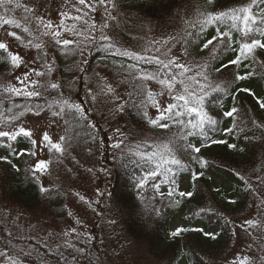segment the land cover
<instances>
[{
  "label": "trees",
  "instance_id": "16d2710c",
  "mask_svg": "<svg viewBox=\"0 0 264 264\" xmlns=\"http://www.w3.org/2000/svg\"><path fill=\"white\" fill-rule=\"evenodd\" d=\"M246 5H251L257 17L251 25V31L245 33L227 23L213 24L203 32L200 31L197 23L201 19L200 13H219ZM110 7L107 22L119 49L128 48L126 43L137 48L141 41L138 33L146 31L153 23L181 25L180 31L165 44V48L181 41L191 69L188 76H196L198 72L207 76L206 80L203 77L199 81L209 92L204 106L216 123L206 124L204 134H201L200 129L182 127L167 118L160 122L168 123V129L151 125L149 120L158 116L151 115V102L147 99L149 86L146 80H138L136 77L141 73H155L159 78L170 77V74L165 69L161 70L159 65L139 66L133 72L123 106V115L130 128L126 142L120 145L113 156L107 158L101 155L108 178L112 177V180L107 182L100 217L96 221L95 239L91 245L93 255L89 247L83 253L70 248L62 258V249L49 252L47 248L37 245L41 258H35L30 252H24L16 246L19 239L2 227L0 249L14 259L32 264H107L100 250V235L107 226L104 218L110 214L122 218L130 238L136 242H145L150 254L158 258L161 264H221L236 243L238 231H243L254 241L258 248L256 264H262L264 236L260 234L257 237L255 233H248L240 218L258 202L261 203L264 216V108L260 107V102L264 101V49H256L247 58L241 57L237 64L229 61L239 54L242 43L252 39L264 41V0H255L254 3L253 0H212L211 4L207 0H112ZM13 16L17 17V14L13 13ZM191 24L197 26L192 27ZM24 27L27 26L23 24L17 28L9 25L10 31L16 32L24 43L31 41L41 45L34 37L36 35L28 27L29 31L25 32ZM217 28L230 31V37L226 41H214L207 49L203 48L207 40L217 35ZM49 42L53 51L61 50L62 47L53 36ZM37 55L44 63L46 55L42 47L37 48ZM96 55L91 57L90 67ZM113 57L128 63L119 53L106 58ZM13 69L7 53L0 50V76L9 74ZM61 71L66 74L69 68H61ZM238 76H245L246 79H237ZM142 86L147 91L142 93ZM245 88L251 91H242ZM172 103L182 104L177 101ZM48 104L49 100L44 97L0 98V110L7 115L28 109L39 110ZM56 107L52 109L64 115L66 135L62 144L64 151L53 150L50 154L51 163L55 164L62 155H69L70 148H76L79 153L98 155L99 145L105 138L104 113L86 116L68 107L61 110L59 106ZM232 108H236L237 112L232 117L225 116L224 112ZM145 112L148 113L147 117ZM190 118L180 117L185 121ZM227 129L232 131L228 132ZM189 132L191 135H188ZM168 140H172L176 146L175 154L184 167L168 165L171 172L164 174L161 171L152 178L161 183L174 180L177 192L187 182V191L195 193L191 198L174 195L172 198L161 199L143 187H137L141 177L155 170L158 160L137 156L134 151L149 153L154 150V145ZM210 140H224L237 147L229 149L225 144L201 147L209 144ZM88 143L93 145L91 151H87ZM188 145L201 147V152L193 153ZM31 153H34V146L29 137L21 135L14 141L0 137V156L8 157L7 161L0 160V195L17 200L26 207H46L54 214L60 210L65 212L66 193L59 187L42 186L34 170L26 164L27 159L33 156ZM193 155L202 156L207 164L202 165L198 160H193ZM98 158L101 160L100 156ZM60 167L67 171L64 163ZM199 172L204 175L193 180V173ZM165 184L170 189L173 187L170 182ZM41 188L47 191L42 192ZM176 200L181 202L176 204ZM176 214L183 228L203 229L204 232L213 233L215 238L198 231H187L179 237H172L169 234V223ZM260 233H264V224Z\"/></svg>",
  "mask_w": 264,
  "mask_h": 264
},
{
  "label": "rangeland",
  "instance_id": "374dc122",
  "mask_svg": "<svg viewBox=\"0 0 264 264\" xmlns=\"http://www.w3.org/2000/svg\"><path fill=\"white\" fill-rule=\"evenodd\" d=\"M27 8L32 9L26 12L24 8L14 11L17 20L21 25L25 24L36 36L45 38L52 33L59 31L60 36L56 40H72L74 43L65 46L61 44L60 57L54 55L49 48H45L47 62L43 65L39 62L34 45H25L20 39L9 35V25L0 26V42L8 46L12 53H18L22 58L19 67H15L12 73L0 77V97H13L5 88L9 86L19 87L25 90L24 85L17 80H24L25 73L29 80L25 81L28 91H39L41 95H47L52 89L50 85L57 84L59 87L58 95L55 97L57 102H61L60 110L67 107L65 101L80 105L81 112L88 116L94 113L96 116L105 113L104 134L106 138L100 143V155L113 156L117 149L116 144L126 142L130 128L122 113V104L127 93L129 83V72L139 66L157 65L148 63L145 59H135L132 56L123 55L125 51L138 53L139 55L151 59L159 56L167 63L168 60H175L188 67V57L185 54L181 41H177L170 47L165 48V41L173 38L181 29V25H168L165 22H157L148 26L146 31L139 32L141 36L140 44L134 49L131 44L126 43L128 48L119 49L117 40L107 22V13L110 11L111 0H86L84 5L79 4L78 0H16ZM4 9L0 7V13ZM67 14V15H62ZM81 16V20H72L69 17ZM27 17V20H25ZM49 21L52 28H45L44 25ZM73 25L75 27L73 28ZM95 26L94 28L92 26ZM104 25H107L105 27ZM68 29H73L68 31ZM48 34L45 35L44 33ZM79 32L80 35H76ZM101 35L110 37L109 41H102ZM54 37V36H53ZM92 37H95L93 40ZM119 44H123L118 42ZM111 44L112 47L108 45ZM157 49L160 51L157 52ZM44 50V49H43ZM202 51V50H201ZM69 52L73 55L63 54ZM99 52L90 67V58ZM119 53L128 64L122 65L113 57L108 59V64L103 60L105 56ZM77 60H76V57ZM61 59V60H60ZM74 61L77 69H71L66 74L59 69L61 65L67 66L66 62ZM123 66V67H122ZM129 68L126 69L125 67ZM160 66V65H159ZM45 69V78L37 76L35 73ZM171 74L176 72L172 69ZM188 76V73L186 74ZM202 81L203 76L196 75ZM60 78L63 80L61 81ZM38 81L33 85L30 81ZM150 91L155 95V99L160 104V109L167 108L168 104L174 101L173 96L181 93L182 88L179 83L172 94L160 85L157 80H147ZM111 88V91L108 89ZM193 88L197 86L193 83ZM161 93H163L161 95ZM53 99V98H50ZM150 111L153 117L159 115V110L150 103ZM18 116V119H9V116L0 113V131H18L20 127L31 130L32 140H35V156L30 160L29 165L34 168L38 161H47L46 171H35L43 186L59 185L65 187L67 192L66 208L67 212L60 210L58 214L52 213L48 208L26 207L17 201L7 199L0 195V225L9 233L18 236L20 240H25L21 245L16 243L24 252L28 251L35 258H41V252L35 246L27 243L32 238L33 242L47 248L49 252L62 249L64 258L67 250L74 248L77 252L83 253L86 247L90 248L94 241V231L96 218L100 217L99 208L102 205L103 192L107 178L104 166L101 161L90 154L78 153L75 151L70 155H65L63 159L55 164L50 161L51 146L43 141L45 133L51 138L52 142L62 143L61 137L66 134V126L62 113L54 111L50 106L40 112H26ZM86 144V148L89 147ZM64 163L68 171L61 169ZM110 177L109 182H111ZM154 185H159L157 190ZM188 183L181 186V191H187ZM144 190L158 198H167V191L170 190L166 184L161 183L156 178H151L143 186ZM160 192L165 195L162 197ZM83 197L84 199H81ZM264 202V201H263ZM108 222L106 232L101 238V248L103 258L107 264H161L148 251L146 244L133 242L123 226L122 218L107 214L104 218ZM255 221L254 225H249L246 221ZM97 221V220H96ZM243 221L248 233H255L259 237L261 226L264 224V216L261 203H255L248 212L240 218ZM101 222V221H100ZM183 223L178 214L174 215L169 223V234ZM179 237V236H177ZM29 246L31 249H29ZM258 248L254 241L250 240L243 231H238L237 240L221 264H241L244 257L248 258L247 264H256ZM261 255L264 259V243ZM0 264H32L19 259H11L6 253L0 252ZM44 264H50L49 262ZM79 264V263H72ZM261 264V263H260ZM264 264V262L262 263Z\"/></svg>",
  "mask_w": 264,
  "mask_h": 264
},
{
  "label": "snow or ice",
  "instance_id": "6c2138e0",
  "mask_svg": "<svg viewBox=\"0 0 264 264\" xmlns=\"http://www.w3.org/2000/svg\"><path fill=\"white\" fill-rule=\"evenodd\" d=\"M79 4L84 5L86 3V0H78ZM209 4L212 3V0H207ZM255 0H253V3ZM0 7L4 9L3 13H0V26L3 25H15V27L19 28L21 27V22L17 20L13 13L16 9L24 8L26 12H31L32 9L27 8L26 6L22 5L19 2H16V0H0ZM67 15V14H62ZM201 19L197 21L200 31L203 32L205 28H207L210 25L213 24H230L232 28H240L243 32L247 33L251 31V25L252 23L257 19V17L253 14L251 5L241 6L236 9H229L228 11H221L219 13H212V12H202L200 13ZM69 19L72 20H81L83 17L81 16H75V17H69ZM25 20H27V17H25ZM107 27V25H104ZM190 26L196 27L197 24H191ZM242 26V27H241ZM45 28H52V23L49 21L47 24L44 25ZM75 25H73V28ZM95 27L94 25L92 26ZM25 32H28L29 29L27 27H24L23 29ZM73 29H68V31H72ZM45 35L48 33L45 32ZM9 35L16 37L19 39V36L16 32H11ZM54 37H59L60 32L56 31L52 33ZM76 35H80L79 32L76 33ZM231 35L230 31H221L219 28H217V35L213 36L211 39L207 40L203 44V48L207 49L210 45H213L214 41H226L227 38H229ZM264 35V33H262ZM94 40L95 37H92ZM100 39L102 41H109L111 38L105 35H101ZM58 44H63L65 46H68L74 41L64 39L60 40L57 39L55 41ZM31 43V41H29ZM165 44H167V41H165ZM109 47H112L111 44L108 45ZM35 47L40 48L41 45L37 44ZM256 49H264V41L261 39H252L250 42H244L239 47V54L236 56L234 60L229 61L231 64H237L240 62L241 57L247 58L248 56H251L255 53ZM0 50H3L7 53L8 59H10L11 64L14 67H19L22 63V58L18 53H12L8 51V46L5 43L0 42ZM160 50L157 49V52ZM123 55L132 56L135 59H145L148 63H156L157 65L161 66V70L167 69L169 72H172V69H176V72H173L171 76H165L163 78H159V76L155 73H141L138 77H136L138 80H157V82L162 85L164 88L167 89L169 94H172L173 90L176 88V84L179 83V85L182 88V92L178 93L173 96V99L180 103H170L168 104L167 108L160 109L159 102L155 99V95L151 91H147L142 86V93L144 91H147V99L151 102L153 107H156L159 110V115L156 119H150L149 123L153 126L162 128V129H168L170 125L168 123H161L160 121H163L165 118L168 120H172L173 123L181 125L182 127H189L192 129H200L201 134L203 133V129L205 128V125H211L215 124L216 120L213 119L205 109V98L209 95V92L205 90L204 86L200 85V81L196 79L195 76H187L186 74L191 71V69L184 64H180L176 62L175 60H168L167 63H165L164 60H162L159 56H154L151 59H148L146 57H143L139 55L138 53H130L125 51ZM206 67V65H205ZM219 70V69H218ZM37 76L44 75L43 73L36 72ZM197 75L203 76L204 79H207V76L204 75L202 72H198ZM237 79H246L245 76H238ZM17 80L20 81L22 85H24L25 90H22L19 87L15 86H9L5 88L6 92L11 93L15 96H24V97H35L41 95L39 91H28L26 90L27 85L25 84V81L29 80L28 74L25 73L24 80H20L19 77H17ZM31 84L35 85L38 83V81H30ZM193 83L197 86V88H193ZM51 88L55 89L59 87L57 84L50 85ZM111 91V88L108 89ZM216 89H213L215 91ZM244 92H250V89H242ZM163 93H161L162 95ZM254 94V93H253ZM65 104L69 109H74L75 111L79 112L81 111L80 105L74 104V103H68L65 101ZM260 107L264 108V101L260 102ZM183 109L182 111H179L177 109ZM30 111V109H28ZM122 110V109H121ZM237 112L236 108H232L229 111L224 112L225 116L232 117L234 113ZM20 116L24 115V113H19ZM145 117H147L148 113H144ZM188 116L191 117L190 119H187L186 121L183 119H180V117ZM9 119H18V116H12ZM226 131L231 132L232 129H227ZM23 135L24 137H31L33 133L31 130L25 129L24 127H20L18 131H0V137H6L11 140H16L18 136ZM188 135H191V132L188 133ZM43 141L50 144L51 149H54L56 152H63L64 148L62 145L58 142H52L51 138L48 136L47 133H45L42 137ZM61 140L65 139L64 137L60 138ZM32 143H36L35 140L32 141ZM122 143V142H121ZM211 144H225L229 149H235L237 147L236 144H230L227 141L224 140H210L209 144L207 145H201V147L210 146ZM115 147L119 148L120 144H116ZM193 153H200L201 147H197L194 145H188L187 146ZM154 150L146 153L143 151L135 150L134 154L140 157H146L148 160L156 159L158 160V163L156 164L155 170L149 172L146 176L141 177L137 187L142 188L149 179L152 177H156L158 174L163 171L164 174H167L172 171L168 165H179L181 167H184L182 164V161L177 158L175 152H176V146L173 144L172 140H168L166 142H161L159 144H156L153 146ZM32 155H35V153H31ZM193 160H198V162L202 165H206L207 161L202 157H197L193 155L191 157ZM0 160H8L7 156H0ZM11 163V161H8ZM47 161H38L37 164L34 166V172L35 171H46L48 168ZM15 167V165H13ZM203 172L199 173H193L192 179L197 180L199 177L203 176ZM171 183L173 187L167 191V198H172L174 195H178L181 198H191L194 196V191H178L175 187V181L174 180H166L165 183ZM154 187L159 190V185H154ZM42 192H46L47 189L41 188ZM160 195L163 197L165 194L163 192H160ZM81 199H84L81 197ZM176 204H179L181 201L176 200L174 201ZM234 202V201H233ZM157 215H159V211H157ZM249 225H254L255 221H246ZM187 231H198L202 232L205 236H212L214 237L213 233L204 232L203 229H187L183 227H178L174 231L171 232L172 237H177L181 235L183 232ZM248 258L244 257L241 260V264H247Z\"/></svg>",
  "mask_w": 264,
  "mask_h": 264
}]
</instances>
